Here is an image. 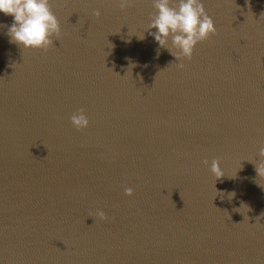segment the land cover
I'll list each match as a JSON object with an SVG mask.
<instances>
[{"label":"water","instance_id":"water-1","mask_svg":"<svg viewBox=\"0 0 264 264\" xmlns=\"http://www.w3.org/2000/svg\"><path fill=\"white\" fill-rule=\"evenodd\" d=\"M51 2L47 51L0 13V264H264V0H202L218 35L183 69L153 0Z\"/></svg>","mask_w":264,"mask_h":264},{"label":"clouds","instance_id":"clouds-1","mask_svg":"<svg viewBox=\"0 0 264 264\" xmlns=\"http://www.w3.org/2000/svg\"><path fill=\"white\" fill-rule=\"evenodd\" d=\"M132 3L133 0H119V8L126 11ZM153 7L155 13L150 18L148 30H154L150 34L161 48L167 49L177 61H181L177 64L181 69L184 68L182 61H191L199 44L218 35L215 23L208 15L202 0H153ZM0 13L13 18L14 22L8 27L7 34L11 42L23 49L47 51L55 46L54 40L60 39L62 35L61 25L52 9L51 0H0ZM94 15L97 19L101 17L99 11ZM138 37L144 38L143 35ZM169 40L175 51L169 49ZM70 120L78 131L83 132L90 127L84 109L72 114ZM259 156L262 162L253 164L259 179L264 180V147L259 149ZM203 163L208 165L207 160ZM210 170L216 179L224 177L219 159L212 160ZM125 195L132 197L134 190L126 188ZM89 217L105 222L109 220L107 214L99 209L94 216ZM229 219L231 220L230 215Z\"/></svg>","mask_w":264,"mask_h":264}]
</instances>
